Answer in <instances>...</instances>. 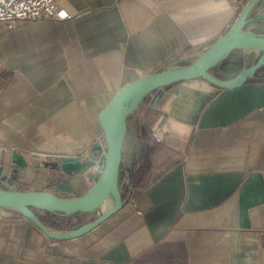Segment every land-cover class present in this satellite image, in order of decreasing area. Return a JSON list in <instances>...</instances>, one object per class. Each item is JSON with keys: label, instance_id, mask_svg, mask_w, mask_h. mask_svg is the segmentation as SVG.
<instances>
[{"label": "crops", "instance_id": "1", "mask_svg": "<svg viewBox=\"0 0 264 264\" xmlns=\"http://www.w3.org/2000/svg\"><path fill=\"white\" fill-rule=\"evenodd\" d=\"M249 1L58 0L66 20L0 36V187L85 195L103 169L98 116L113 96L195 61ZM257 26L264 28V0L244 31ZM250 70L213 76L234 83ZM150 98L130 115L123 144L122 175L136 205L70 241L0 207V264H264V66L235 89L200 78ZM143 127L151 136L145 159ZM71 157L89 166L51 167ZM38 215L57 232L83 226L78 216Z\"/></svg>", "mask_w": 264, "mask_h": 264}, {"label": "water", "instance_id": "2", "mask_svg": "<svg viewBox=\"0 0 264 264\" xmlns=\"http://www.w3.org/2000/svg\"><path fill=\"white\" fill-rule=\"evenodd\" d=\"M262 0H250L242 9V13L227 33L220 36L212 46L199 54L192 63L156 72L139 80L127 83L112 98L111 103L99 113V122L105 134L106 151L103 152L100 162L103 169L100 178L88 192L72 199L62 198L48 191L21 192L7 190L0 187V207L18 210L28 221H31L48 238L55 241H70L81 238L102 225L110 217L116 215L124 208L121 183L123 180L122 164L125 138L128 134V121L144 98L156 91L171 87V85L190 80L204 79L213 86L222 89H235L251 79L264 66V58L260 59L238 82L228 83L211 74L214 65L226 59L235 51L264 52V36L245 32L244 28L250 22V16ZM102 145L97 146L98 151H103ZM13 159L23 167H27L24 159L14 153ZM89 162L79 159L61 158L52 163L53 169L59 168L64 172L83 171ZM113 197L114 208L104 212L101 216L88 222L86 225L69 231H54L41 220L38 212H48L55 215L62 214L72 217L75 214L87 215L99 212L104 202Z\"/></svg>", "mask_w": 264, "mask_h": 264}, {"label": "built area", "instance_id": "3", "mask_svg": "<svg viewBox=\"0 0 264 264\" xmlns=\"http://www.w3.org/2000/svg\"><path fill=\"white\" fill-rule=\"evenodd\" d=\"M68 14L59 10L58 0H0V36L23 26L45 20H66ZM153 137L157 138L156 134ZM85 158H82L83 161ZM126 184V197H123L124 207L135 206V197L130 185L123 178L121 189ZM123 192V190H122Z\"/></svg>", "mask_w": 264, "mask_h": 264}, {"label": "rangeland", "instance_id": "4", "mask_svg": "<svg viewBox=\"0 0 264 264\" xmlns=\"http://www.w3.org/2000/svg\"><path fill=\"white\" fill-rule=\"evenodd\" d=\"M252 33L255 35H259V36H264V28L262 26H257L256 28H254L252 30ZM264 58V52H241V53H236L233 54L231 57H229V59L227 60V62H225L224 64L216 67L214 69V74L222 76L225 73L231 71V70H236V71H241L243 69H248V68H252L255 67L259 60ZM213 74V75H214ZM126 182L124 183V186L122 187L121 190H123V194L124 197H126ZM101 214H103V212H95V213H91V214H87V215H81L78 216L79 219V224H84L87 222H91L94 221V219H96L97 217L101 216ZM50 220V219H49ZM54 222V225H56L57 227H66L68 226L64 221H58Z\"/></svg>", "mask_w": 264, "mask_h": 264}, {"label": "trees", "instance_id": "5", "mask_svg": "<svg viewBox=\"0 0 264 264\" xmlns=\"http://www.w3.org/2000/svg\"><path fill=\"white\" fill-rule=\"evenodd\" d=\"M151 94L147 95L143 102H150L151 100ZM142 131V140H143V145H144V148H145V154L143 156V159L147 158V155L149 154L150 150H151V145H150V142H151V136H150V131L147 129V127H143L141 129ZM139 174V173H137ZM82 214H75V215H72V216H81ZM85 216V215H84ZM44 221V220H42ZM46 223V221H44ZM88 223V222H87ZM87 223H84L83 225H86ZM47 224V223H46ZM48 225V224H47Z\"/></svg>", "mask_w": 264, "mask_h": 264}, {"label": "bare ground", "instance_id": "6", "mask_svg": "<svg viewBox=\"0 0 264 264\" xmlns=\"http://www.w3.org/2000/svg\"><path fill=\"white\" fill-rule=\"evenodd\" d=\"M249 51L256 52V53L258 52V50L257 51L249 50ZM114 206H115V204H114V201H113V197L110 196L104 202L103 206L100 209V212H103L104 213V212L110 211V210H112L114 208Z\"/></svg>", "mask_w": 264, "mask_h": 264}]
</instances>
